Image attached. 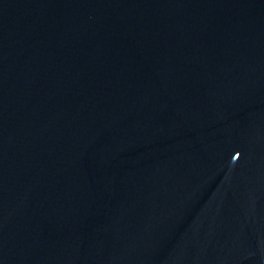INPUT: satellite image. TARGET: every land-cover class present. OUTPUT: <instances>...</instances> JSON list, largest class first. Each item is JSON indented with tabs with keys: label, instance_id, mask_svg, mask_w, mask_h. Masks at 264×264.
<instances>
[{
	"label": "water",
	"instance_id": "water-1",
	"mask_svg": "<svg viewBox=\"0 0 264 264\" xmlns=\"http://www.w3.org/2000/svg\"><path fill=\"white\" fill-rule=\"evenodd\" d=\"M0 264H264V0H0Z\"/></svg>",
	"mask_w": 264,
	"mask_h": 264
}]
</instances>
